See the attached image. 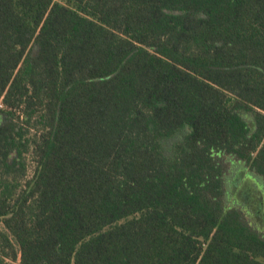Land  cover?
Returning <instances> with one entry per match:
<instances>
[{"label":"trees","instance_id":"obj_1","mask_svg":"<svg viewBox=\"0 0 264 264\" xmlns=\"http://www.w3.org/2000/svg\"><path fill=\"white\" fill-rule=\"evenodd\" d=\"M235 162L264 0H0V264H264Z\"/></svg>","mask_w":264,"mask_h":264},{"label":"rangeland","instance_id":"obj_2","mask_svg":"<svg viewBox=\"0 0 264 264\" xmlns=\"http://www.w3.org/2000/svg\"><path fill=\"white\" fill-rule=\"evenodd\" d=\"M228 177V205L242 210L248 223L264 235L263 179L238 162L231 167Z\"/></svg>","mask_w":264,"mask_h":264}]
</instances>
